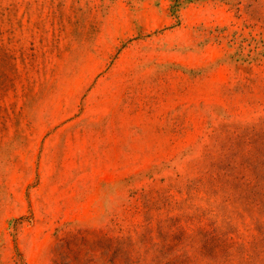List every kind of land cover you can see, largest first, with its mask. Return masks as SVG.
Here are the masks:
<instances>
[{"label": "rangeland", "instance_id": "obj_1", "mask_svg": "<svg viewBox=\"0 0 264 264\" xmlns=\"http://www.w3.org/2000/svg\"><path fill=\"white\" fill-rule=\"evenodd\" d=\"M0 264H264V0H0Z\"/></svg>", "mask_w": 264, "mask_h": 264}]
</instances>
